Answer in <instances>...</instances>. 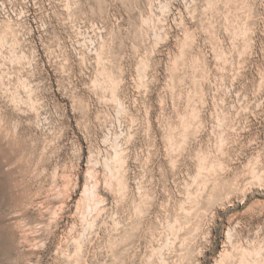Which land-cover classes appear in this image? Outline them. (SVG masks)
Returning <instances> with one entry per match:
<instances>
[{
  "label": "rangeland",
  "instance_id": "rangeland-1",
  "mask_svg": "<svg viewBox=\"0 0 264 264\" xmlns=\"http://www.w3.org/2000/svg\"><path fill=\"white\" fill-rule=\"evenodd\" d=\"M263 180L264 0H0V264H264Z\"/></svg>",
  "mask_w": 264,
  "mask_h": 264
},
{
  "label": "bare ground",
  "instance_id": "bare-ground-1",
  "mask_svg": "<svg viewBox=\"0 0 264 264\" xmlns=\"http://www.w3.org/2000/svg\"><path fill=\"white\" fill-rule=\"evenodd\" d=\"M108 76V75H107ZM106 78V77H105ZM107 79V81L109 80L108 78H106ZM108 85V84H107ZM109 86V85H108ZM110 87V86H109ZM118 87V86H117ZM184 120V119H183ZM201 123V122H200ZM183 136H184V134H183ZM184 139V138H183ZM185 140V139H184ZM185 142V141H184ZM173 144V143H172ZM174 146V145H173ZM172 148V147H171ZM199 153V152H198ZM197 154V153H196ZM203 160H204V158L203 157H199V166H200V169H204L206 166H207V164H206V166H205V163H203ZM119 161V160H118ZM209 164V163H208ZM222 166V165H221ZM210 167V166H209ZM225 167V166H224ZM208 168V167H207ZM223 168V167H222ZM212 169V166L210 167V169L209 170H211ZM220 169V168H219ZM200 171V170H199ZM221 171V170H220ZM202 172H204L203 170H202ZM217 172V171H216ZM207 173V172H206ZM209 173V172H208ZM218 173V172H217ZM199 174H200V172H199ZM202 175V174H201ZM256 175V174H255ZM261 175V174H260ZM208 177V176H207ZM213 177V176H212ZM207 179V178H206ZM210 179V178H209ZM217 179V178H216ZM261 179V178H260ZM202 180V179H201ZM264 181V180H263ZM207 182V181H206ZM210 182V181H209ZM216 183V182H215ZM206 184V183H205ZM208 184H210V183H208ZM199 185V184H198ZM216 187V186H215ZM199 189L201 188L200 186L198 187ZM203 189H205V187H203ZM205 192V191H204ZM199 193V192H198ZM202 193V192H201ZM200 193V194H201ZM212 193V192H211ZM209 195H210V193H209ZM198 196V195H197ZM191 197V196H190ZM195 197V196H194ZM191 199V198H190ZM209 199V198H208ZM193 201V200H192ZM199 202V201H198ZM198 202H196L197 203V205H199L198 204ZM62 217V216H61ZM231 226V225H230ZM228 229V228H227ZM259 248V247H258ZM259 249H261V247L259 248ZM223 251V250H222ZM222 255V254H221ZM241 258V257H240ZM244 258V257H243ZM259 259V258H258ZM262 261V260H261ZM58 263V262H57Z\"/></svg>",
  "mask_w": 264,
  "mask_h": 264
}]
</instances>
